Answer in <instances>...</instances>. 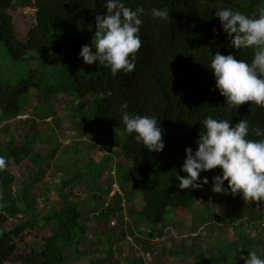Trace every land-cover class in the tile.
<instances>
[{"label": "trees", "instance_id": "trees-1", "mask_svg": "<svg viewBox=\"0 0 264 264\" xmlns=\"http://www.w3.org/2000/svg\"><path fill=\"white\" fill-rule=\"evenodd\" d=\"M104 2L0 0V41L13 60L42 58L50 51L57 53L61 59L75 64L78 94L95 93L99 96L93 113L95 121L119 145L116 151L113 146H100L94 142H89L88 146L94 150L104 148L108 154L102 159L112 163V180L106 194L111 193L114 183L121 184L124 189L121 187L123 195L113 194V202L104 204L100 218L114 217V221L121 222L126 229L130 224L126 221L129 211L146 226L143 233L157 239L171 227L179 209L191 211L194 218L191 235L198 232L204 240L207 230L206 241L217 230L222 232L224 227L232 224L235 236L221 233V239L217 238L218 241L208 249H204L202 243L191 247L182 245L172 252L175 256L196 252L193 255L195 264H240V256H247L251 251L264 257V202H252L248 211H240L236 206L240 195L213 193L211 183L201 189L180 191L175 177L187 175L181 171L186 158L185 149L196 150L200 121L208 116L228 119L233 125L241 119L247 120L249 139H264L252 131L256 128L264 130V108L251 105V102L237 110L227 107L219 90H213L215 78L207 67L216 52L233 54L237 59L251 62L254 50L233 49L215 12L231 7L252 15L264 9V0H123L127 7L133 10L143 7L149 14L142 16V46L136 54L135 69L116 75L103 66L84 63L79 56L81 47L91 44L83 36L75 35L68 40L57 34L52 36L53 30L67 16L83 17L88 25L95 27V17L106 11ZM152 8L167 9L169 18L153 19L150 15ZM42 68L41 64L39 68L31 69L28 76L16 83L0 76V112L6 120L23 112V97L40 87ZM124 105H127L126 109ZM124 111L155 116L160 121L165 143L162 152H149L134 140L135 134H129L122 123ZM5 127L9 129L8 124ZM36 153L32 145L22 143L12 135L0 145V157L5 161L0 167V264H5L14 255L21 242H25L29 249L24 264H68L79 258L78 247L87 242L91 232V227L83 220L86 207L75 198L76 186H81L85 179L75 175L55 184L59 203L46 207L39 221L32 217L36 205V199L31 195L32 184L26 182L20 189H15L18 180L10 165H20L25 160L37 164ZM116 156L125 161L117 166L113 163ZM220 173L217 168L201 173V177L207 176L211 181ZM48 182L51 185L50 179ZM94 189L99 195L93 196L103 200L106 194L101 193L97 184ZM211 198L225 209L223 213L216 215L212 212ZM19 215H26L27 219L7 229V223ZM246 226L255 227V234L241 233ZM37 227L46 233L39 235L34 231ZM29 228L32 231L25 235ZM36 239L43 240V243H34ZM196 248L199 252L195 251ZM99 249L102 256L92 264H120L118 260H109L113 246L107 252ZM143 259H134V263L143 264Z\"/></svg>", "mask_w": 264, "mask_h": 264}, {"label": "rangeland", "instance_id": "rangeland-1", "mask_svg": "<svg viewBox=\"0 0 264 264\" xmlns=\"http://www.w3.org/2000/svg\"><path fill=\"white\" fill-rule=\"evenodd\" d=\"M94 32L95 27L90 29V25L83 17L67 16L63 23L53 30L52 36L57 34L63 40H68L72 36L80 35L91 44ZM38 58L15 61L7 47L0 41V76L3 79L16 83L28 76L31 69H37L41 64L43 66L40 87L23 97V112L18 117L8 120L0 112V145L12 135L22 143L32 145L37 152V155H34L37 164L25 160L20 165H10L11 171L18 180L15 189H20L26 182L32 184L31 195L36 199L32 217L37 221L46 207L59 203V193L55 184L71 175L87 180L86 182L84 180L81 186H76L75 198L79 204L85 205L83 220L90 222L92 228L87 242L78 247L81 253L79 258L68 264H92L102 256L99 248L106 249L107 252L110 246H113V253L109 260L111 262L118 260L120 264H137L134 263V259L139 258H144L143 264H195L193 255L196 252H189L179 257L172 252L182 245L191 247L199 243H202L204 249H208L221 239L222 234L235 236L232 224L224 227L222 232L217 230L216 234H210L211 237L206 241L204 240L207 237V230L204 233V240L198 232L191 235L193 213L180 209L171 227L166 230L163 237L157 239L143 233L146 226L137 216H131L129 211L126 213V221H130V224L126 229L121 222L116 223L114 217L107 220L100 218L104 204L112 203L114 199L111 190L110 194H106L109 181L112 180L110 176L112 163L101 159L100 153L103 154L105 150L90 149L88 145L89 142L99 143L100 146H113L116 151L119 143L115 144L113 138L110 139V134L95 121L93 113L96 107L95 101L99 96L95 93L86 96L78 94L74 78L75 64L61 59L52 51L43 54L42 58H39L41 61ZM7 124L9 129L5 127ZM119 133L122 136V132ZM43 158L45 161L41 162ZM124 161L123 157L116 156L113 163L118 166ZM49 179L51 185L47 184ZM117 182L120 183L119 179ZM96 184L101 193L106 194L103 200L95 197L99 195V191L94 189ZM236 204L240 211H248L252 203H247L240 195ZM211 209L216 215L225 211L220 203L213 199ZM26 219V215L12 218L6 225L7 229ZM92 230L95 231L92 233ZM31 231L29 228L25 235ZM34 231L41 236L46 233L40 227ZM241 233L254 235L255 227L246 226ZM144 236L145 239L142 238ZM34 243H43V240L36 239ZM28 250L25 242H21L14 255L5 264H24L23 259ZM195 251L199 252L198 248ZM240 264H244L242 259Z\"/></svg>", "mask_w": 264, "mask_h": 264}, {"label": "clouds", "instance_id": "clouds-1", "mask_svg": "<svg viewBox=\"0 0 264 264\" xmlns=\"http://www.w3.org/2000/svg\"><path fill=\"white\" fill-rule=\"evenodd\" d=\"M106 11L95 17V32L91 45L81 47L80 58L88 65L103 66L113 75L135 69L136 54L142 46L140 37L142 16L149 14L143 7L135 10L127 7L123 0H105ZM153 19L167 20V9L152 8ZM235 50L252 48L251 62L237 59L233 54L216 52L207 67L215 78L213 90H219L226 106L238 109L246 102L264 108V9L246 15L231 7L215 12ZM92 26H90L91 29ZM125 109L127 105L123 106ZM122 123L134 140L149 152H162L165 148L163 129L155 116L130 114L124 111ZM196 140L197 148L187 147L181 171L186 176L176 175L180 191L201 189L212 184L213 193L242 195L249 202H264V139H249L250 126L241 119L233 125L228 119L204 118ZM257 137L264 130H254ZM5 161L0 157V167ZM219 168L221 173L211 181L201 173ZM227 182V186H225ZM244 264H264V257L251 251L241 255Z\"/></svg>", "mask_w": 264, "mask_h": 264}, {"label": "built area", "instance_id": "built-area-1", "mask_svg": "<svg viewBox=\"0 0 264 264\" xmlns=\"http://www.w3.org/2000/svg\"><path fill=\"white\" fill-rule=\"evenodd\" d=\"M113 194L119 193L123 195L122 189L118 183L113 184Z\"/></svg>", "mask_w": 264, "mask_h": 264}, {"label": "crops", "instance_id": "crops-1", "mask_svg": "<svg viewBox=\"0 0 264 264\" xmlns=\"http://www.w3.org/2000/svg\"><path fill=\"white\" fill-rule=\"evenodd\" d=\"M98 149H100V150H105V149H104V148H102V147H98V148H97V149H95V150H98ZM105 154H108L106 150L104 151V153H103V154H102V153H100V156H102V157H103ZM102 157H101V159H102ZM88 224H90V222H89ZM89 226H90V225H89ZM90 227H91V226H90ZM91 228H92V227H91ZM115 248H116V246H115Z\"/></svg>", "mask_w": 264, "mask_h": 264}]
</instances>
